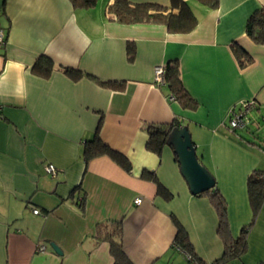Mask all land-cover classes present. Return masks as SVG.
<instances>
[{"label": "crops", "instance_id": "0c3cea01", "mask_svg": "<svg viewBox=\"0 0 264 264\" xmlns=\"http://www.w3.org/2000/svg\"><path fill=\"white\" fill-rule=\"evenodd\" d=\"M113 1L80 9L69 0H0V264H112L106 238L116 223L132 264H171L172 217L200 260H218L223 240L209 196L189 193L171 148L160 157L145 148L147 125L174 119L188 128L225 202L229 237L247 228L245 252L223 264H263L264 201L253 214L246 182L264 171V46L248 38L246 23L264 10V0H218L216 9L181 0L196 18L184 33L162 24H120L106 14ZM127 1L178 12L170 0ZM128 42L135 47L132 61ZM234 44L251 57L249 65L239 66ZM39 57L51 61L50 72L35 68ZM169 61L177 62L195 110L182 109L165 85L154 83V69ZM63 68L82 76L73 79ZM87 75L122 87H103ZM251 100L257 106L250 125L229 132V117ZM96 132L128 159L131 172L108 156L84 163L83 145ZM49 164L53 176L44 171ZM143 172L156 176L169 201Z\"/></svg>", "mask_w": 264, "mask_h": 264}, {"label": "trees", "instance_id": "16d2710c", "mask_svg": "<svg viewBox=\"0 0 264 264\" xmlns=\"http://www.w3.org/2000/svg\"><path fill=\"white\" fill-rule=\"evenodd\" d=\"M74 8L88 9L93 8L97 0H69ZM178 7V12L173 13L172 9L161 6L156 3H132L127 0H114L112 4L107 6L106 14L120 24H162L166 27L169 33H184L190 31L196 24V18L190 9L189 5L181 0H170ZM210 9H216L218 0H196ZM246 34L248 38L257 45L264 46V10L259 9L253 12L246 23ZM232 51L239 66L245 67L251 63V57L238 45L232 46ZM135 47L133 43L126 44V57L128 61L134 58ZM42 67V73L50 72L52 68L51 61L46 57H39L35 63V68ZM66 75L73 79L82 76L80 71L70 68H63ZM163 82L171 97L179 103L184 110H195L197 107L196 101L184 89L178 65L176 61H169L163 67ZM87 78L94 80L103 87L109 89L121 88L122 82L107 81L101 82L97 78L87 75ZM182 127L181 121L174 119L170 125H147L146 133L148 140L146 143V150L150 153L160 157L162 151L166 146V141L169 133L173 128ZM171 148V147H169ZM172 150V148H171ZM108 156L113 162L121 167L125 172H131V165L127 158L122 154L117 153L104 144L98 137V132L94 134L93 139L84 143L82 149L83 161L86 164L91 159ZM174 160L176 156L173 154ZM178 165V164H177ZM142 177L156 184L157 195L164 200L169 201L171 194L159 183L153 173L143 172ZM247 195L250 207L253 214H255L264 201V171H253L246 182ZM208 195L210 202L217 212L218 217V233L223 240V253L221 257L213 264H223L224 262L239 258L246 250V233L247 228H242L239 236L236 239H231L228 233V223L226 220V205L218 190L214 186L208 192L200 195ZM80 206V205H79ZM173 224L176 229V234L173 240V246L177 250L183 252L184 256L190 257L197 264H205L196 255L189 237L174 217H172ZM122 229L120 224L112 225V228L107 235L106 240L109 243V253L112 258V264H132L126 257L123 246L121 244ZM264 264V263H263Z\"/></svg>", "mask_w": 264, "mask_h": 264}, {"label": "water", "instance_id": "95a60500", "mask_svg": "<svg viewBox=\"0 0 264 264\" xmlns=\"http://www.w3.org/2000/svg\"><path fill=\"white\" fill-rule=\"evenodd\" d=\"M166 146L172 148L179 173L191 195H200L214 188L215 181L206 167L199 162L186 126L173 128L168 135ZM51 248L56 254H61L55 245L51 244Z\"/></svg>", "mask_w": 264, "mask_h": 264}, {"label": "built area", "instance_id": "2783aa9c", "mask_svg": "<svg viewBox=\"0 0 264 264\" xmlns=\"http://www.w3.org/2000/svg\"><path fill=\"white\" fill-rule=\"evenodd\" d=\"M4 41V35L2 31L0 30V45L3 44ZM163 68L162 67H156L154 69V83L157 85H163ZM172 100V98H171ZM257 106L256 102L254 100L248 101V102H242L239 105L238 111H234L229 117L227 121V129L231 133H235L236 131H242L246 129L250 125V111ZM44 171L47 175L53 176L55 174V167L53 165H47L44 167ZM135 205H139L141 203V199L137 198L133 201ZM33 214L37 215L39 214L38 210H33ZM42 250V249H41ZM186 261L189 264H197L194 260H192L190 257L185 256Z\"/></svg>", "mask_w": 264, "mask_h": 264}, {"label": "rangeland", "instance_id": "374dc122", "mask_svg": "<svg viewBox=\"0 0 264 264\" xmlns=\"http://www.w3.org/2000/svg\"><path fill=\"white\" fill-rule=\"evenodd\" d=\"M250 118H251V115H249ZM261 122H263V120L261 119ZM252 125H255V123H252ZM255 127V126H254ZM256 129V128H254ZM261 135L264 134V127L261 128ZM171 264H189L186 259H185V256L183 254V252H181L180 250H177L173 253V257H172V260H171Z\"/></svg>", "mask_w": 264, "mask_h": 264}]
</instances>
